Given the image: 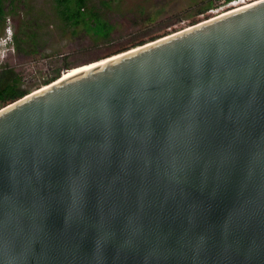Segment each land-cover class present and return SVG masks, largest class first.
<instances>
[{
	"label": "water",
	"instance_id": "1",
	"mask_svg": "<svg viewBox=\"0 0 264 264\" xmlns=\"http://www.w3.org/2000/svg\"><path fill=\"white\" fill-rule=\"evenodd\" d=\"M114 56L0 109V264H264V0Z\"/></svg>",
	"mask_w": 264,
	"mask_h": 264
},
{
	"label": "rangeland",
	"instance_id": "2",
	"mask_svg": "<svg viewBox=\"0 0 264 264\" xmlns=\"http://www.w3.org/2000/svg\"><path fill=\"white\" fill-rule=\"evenodd\" d=\"M96 3L100 0H95ZM110 1V9L103 10L106 20L113 25L112 41L97 36L89 30L78 28L77 33L71 30L63 34L54 27L58 20L49 5V0H19L15 3V12L8 15L3 26H0V40L7 37V29L12 28L13 34L24 22L30 24L34 10L40 7L49 9V42L44 49L34 55H19L11 51L6 58V65L15 67L21 72L27 86L32 92L47 86L46 81L61 69L60 77L65 70L78 69L84 64L95 62L153 39L161 38L182 31L194 23L212 19L235 9L233 5L220 3L213 10L214 16H207L209 11L202 13L208 0H106ZM228 9V10H227ZM39 17V16H38ZM42 17V16H41ZM48 23L47 22H43ZM51 25V26H50ZM78 67V68H77ZM73 69V70H74Z\"/></svg>",
	"mask_w": 264,
	"mask_h": 264
},
{
	"label": "trees",
	"instance_id": "3",
	"mask_svg": "<svg viewBox=\"0 0 264 264\" xmlns=\"http://www.w3.org/2000/svg\"><path fill=\"white\" fill-rule=\"evenodd\" d=\"M49 1V5L54 11V16L58 20L53 25L62 30L63 34H66L69 30L75 34L78 32V28L82 27L85 30L92 31L97 38H104L109 42L112 41L111 34L114 27L106 20V13L103 12L106 8L107 10L108 8L110 9V1L100 0L98 4L95 0ZM232 1L234 0H229L228 2ZM15 2L16 0H0V26L6 23L9 14L15 12ZM45 8L40 7L34 10L35 14L30 18V24L24 22L17 27L15 34H13L14 48L19 55H34L40 49H44L46 43L49 42L50 28L49 19H47L49 18V15H47L49 9ZM47 21L48 23L43 24V22ZM143 44L146 43L140 45ZM60 71V68L56 69L54 74L44 84L49 85L58 80ZM26 86L27 80L21 72L10 65H3L0 69V109L30 94L32 92L31 87Z\"/></svg>",
	"mask_w": 264,
	"mask_h": 264
},
{
	"label": "built area",
	"instance_id": "4",
	"mask_svg": "<svg viewBox=\"0 0 264 264\" xmlns=\"http://www.w3.org/2000/svg\"><path fill=\"white\" fill-rule=\"evenodd\" d=\"M256 1H262V0H234L232 2H230L229 4L232 5L233 3L235 4H242L245 2H256ZM7 37L5 38V40H0V69L3 65H5L6 63H4L6 61L7 56L9 55V53L11 51H15L14 48V43H13V32H12V28L11 26L8 27L7 31Z\"/></svg>",
	"mask_w": 264,
	"mask_h": 264
},
{
	"label": "bare ground",
	"instance_id": "5",
	"mask_svg": "<svg viewBox=\"0 0 264 264\" xmlns=\"http://www.w3.org/2000/svg\"><path fill=\"white\" fill-rule=\"evenodd\" d=\"M257 2L258 1H256L255 3H257ZM253 4H254V2H245V3H242V4L233 3L232 5L235 7V9H243V8H246V7L251 6ZM117 57H120V56H114V57H112V58H110L108 60H103L101 62L93 63L91 65H85V66H82V67H80L78 69H74V70H70L68 72H65L59 81H63V80L69 79V78L73 77L74 75H77V74H79V73H81L83 71H86V70H88V69H90V68H92V67H94L96 65H100L101 63H104L105 61H109V60L115 59ZM44 88H46V87H44Z\"/></svg>",
	"mask_w": 264,
	"mask_h": 264
},
{
	"label": "flooded vegetation",
	"instance_id": "6",
	"mask_svg": "<svg viewBox=\"0 0 264 264\" xmlns=\"http://www.w3.org/2000/svg\"><path fill=\"white\" fill-rule=\"evenodd\" d=\"M17 1H19V0H16V2ZM229 0H208L207 1V3L205 4V6L203 7V9H201L202 10V13H204V12H207V11H209V10H213V8L216 6V5H218V4H220V3H224V4H229L230 2H228ZM15 2V3H16ZM11 7V6H10ZM228 10V9H227ZM207 16H214L213 15V13H210V11H209V13H208V15Z\"/></svg>",
	"mask_w": 264,
	"mask_h": 264
}]
</instances>
